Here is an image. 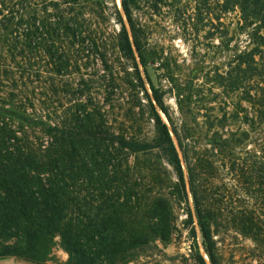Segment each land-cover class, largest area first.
Instances as JSON below:
<instances>
[{
  "label": "trees",
  "instance_id": "16d2710c",
  "mask_svg": "<svg viewBox=\"0 0 264 264\" xmlns=\"http://www.w3.org/2000/svg\"><path fill=\"white\" fill-rule=\"evenodd\" d=\"M201 1L209 20L220 22L223 15L235 10L244 22L264 17V0ZM109 3L121 26L116 38L120 52L135 61L133 46L137 52L142 48L131 13L134 0H121L133 42L115 0L57 3L62 6L56 34L62 47L69 39L79 48L87 40L98 48L92 16L102 14ZM67 58L61 51V76L66 74ZM151 89L152 97L147 96L151 134L137 138L113 133L105 114L95 105L79 102L58 121H49L28 113L16 98L13 102L0 100V260L16 257L47 264L59 247L68 255L63 264H128L141 249L172 239L177 231L174 205L187 202L186 179L171 130L159 112L170 121L163 93ZM259 99L264 105V97ZM15 121L40 129L46 138L32 139ZM225 122V118L213 119L210 127L221 128ZM242 123L254 125L256 121L246 115ZM173 131L188 169L201 244L209 263L222 264L218 236L226 216L213 211L220 205L219 189L213 185L223 179L219 171L227 165L240 192L234 200L238 210L228 215L227 223L252 240L253 252L261 253L255 257L264 261V213L243 207L248 204L245 197L264 201V145L259 151L243 150L247 132L238 129L221 135L214 131L206 142L209 148L197 153L192 164L178 132ZM131 154H137V167L131 164ZM187 214L191 225L192 213ZM190 233L195 260L207 264L193 226Z\"/></svg>",
  "mask_w": 264,
  "mask_h": 264
},
{
  "label": "rangeland",
  "instance_id": "374dc122",
  "mask_svg": "<svg viewBox=\"0 0 264 264\" xmlns=\"http://www.w3.org/2000/svg\"><path fill=\"white\" fill-rule=\"evenodd\" d=\"M63 1L0 0V100L13 102L16 98L25 104L28 113L49 121H58L79 102L88 107L95 105L105 114L113 133L137 138L151 134L147 97H152L151 86L162 92L170 121L159 112L181 156L188 197L187 202L174 205L177 231L172 239L141 249L128 264H198L190 236L192 226L200 254L210 264L201 244L188 169L173 130L186 146L192 164L197 153L209 148L206 142L214 131L221 135L238 129L247 132L241 148L261 149L264 105L259 98L264 97V17L244 22L240 11L235 10L218 22L208 19L201 0H134L131 13L136 40L138 34L142 48L137 52L133 46L134 61L127 59L118 47L116 38L121 26L112 3L102 14L91 6L98 12V16L91 15L98 48L89 40L79 48L69 39L63 48L56 35L62 8L56 4ZM115 2L133 42L121 0ZM44 32H49L48 36ZM61 51L68 56L64 60L68 65L64 76L58 74L63 67L58 59ZM246 115L256 123L243 124ZM224 118L221 128L210 127L213 119ZM14 124L32 139L46 138L40 129L18 121ZM129 159L137 167V154H131ZM192 171L199 174L195 166ZM219 172L223 179L213 186L219 189L220 205L213 211L226 216L218 236L221 263L264 264L255 257L261 253L253 252L252 240L227 223L228 215L238 210L239 203L234 200L235 193L240 192L231 181L228 165ZM245 199L248 204L243 207L264 213V205L260 204H264L263 200L257 203ZM67 258L56 247L47 264H63Z\"/></svg>",
  "mask_w": 264,
  "mask_h": 264
},
{
  "label": "crops",
  "instance_id": "0c3cea01",
  "mask_svg": "<svg viewBox=\"0 0 264 264\" xmlns=\"http://www.w3.org/2000/svg\"><path fill=\"white\" fill-rule=\"evenodd\" d=\"M0 264H35V263L28 262L26 260L19 259L16 257H9V258L0 260Z\"/></svg>",
  "mask_w": 264,
  "mask_h": 264
}]
</instances>
